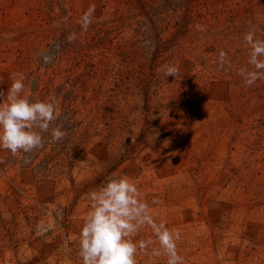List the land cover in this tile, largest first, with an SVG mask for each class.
Returning a JSON list of instances; mask_svg holds the SVG:
<instances>
[{
  "label": "rangeland",
  "instance_id": "374dc122",
  "mask_svg": "<svg viewBox=\"0 0 264 264\" xmlns=\"http://www.w3.org/2000/svg\"><path fill=\"white\" fill-rule=\"evenodd\" d=\"M248 32L264 40V0H0V96L13 74L30 99L48 89L66 133L33 155L0 148V264H83L89 193L113 176L148 206L136 264H264V79L245 82Z\"/></svg>",
  "mask_w": 264,
  "mask_h": 264
},
{
  "label": "clouds",
  "instance_id": "9594fccd",
  "mask_svg": "<svg viewBox=\"0 0 264 264\" xmlns=\"http://www.w3.org/2000/svg\"><path fill=\"white\" fill-rule=\"evenodd\" d=\"M254 37V32H248L244 37L252 48L249 63L254 66V70L245 76L248 86L257 79H264V71H261L264 70V60L260 59L264 57V40ZM166 75L177 77L178 69L169 68ZM12 80L6 100L0 96V148L14 156L29 153L43 147V134L49 131L52 141L62 140L66 133L61 127H51L60 115L55 95L50 94L43 101H33L22 95L24 77L13 74ZM138 197L135 182L123 176H113L89 193L91 211L79 238L83 264H136L137 248L129 237L145 223L148 207ZM160 236L166 251L171 253L169 245L174 248L172 234L165 231ZM178 261V256L170 258L169 264H178Z\"/></svg>",
  "mask_w": 264,
  "mask_h": 264
},
{
  "label": "trees",
  "instance_id": "16d2710c",
  "mask_svg": "<svg viewBox=\"0 0 264 264\" xmlns=\"http://www.w3.org/2000/svg\"><path fill=\"white\" fill-rule=\"evenodd\" d=\"M186 23L185 22H183V25H185ZM183 25H181L180 26V28L178 29V31H177V34H180V32L181 31H184L185 30V28H183ZM176 34V35H177ZM49 36H51L52 38H54V40H56V41H58V43H59V47H63V43H66V40L69 38V34H66V32L65 31H55V33H53V32H50L49 33ZM68 43V42H67ZM23 53L24 52H21V57H20V59L22 58V55H23ZM79 55L82 57V54L79 52ZM19 59V60H20ZM39 84V87H40V85H41V83H38ZM43 93H44V96L46 97V98H48V96L50 95L49 94V92H48V89L46 90V91H42ZM45 97H42L41 99H37V98H35V97H33L31 100H33V101H35V100H41V101H43V100H45ZM58 99V98H57ZM36 150L37 149H34L33 151H31V152H29V153H22L23 155H33L34 153H36ZM8 151V150H7ZM10 152V151H9ZM91 184H94V182H92Z\"/></svg>",
  "mask_w": 264,
  "mask_h": 264
}]
</instances>
